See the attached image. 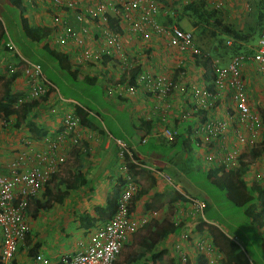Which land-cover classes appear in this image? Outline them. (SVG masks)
<instances>
[{
	"label": "crops",
	"instance_id": "0c3cea01",
	"mask_svg": "<svg viewBox=\"0 0 264 264\" xmlns=\"http://www.w3.org/2000/svg\"><path fill=\"white\" fill-rule=\"evenodd\" d=\"M19 1L23 9L27 5L32 9L33 18L29 19V24H40L41 26L51 22L50 13L42 6L39 2L40 0ZM175 1L181 0H169L172 5ZM217 1L221 4L220 7L223 6L221 11L223 10V17L226 20L239 17L248 20L249 12L247 7L251 5L249 0ZM156 2L159 5V13L156 16V20L160 24H165L167 19L169 22H173L165 15L167 8L163 7L162 3L159 4L157 0ZM166 25L171 24L167 23ZM232 25L238 28L234 23ZM2 30L0 23V31ZM130 37L128 33V36H125L123 40L125 46L134 50L133 53L135 54L136 66L131 70V73H134L135 70L140 72L149 69L162 73V75L167 77H175L181 68H185L186 75L178 81L179 84L195 83L199 85L201 83L200 73H202V65L199 63L198 58L194 61L193 56L188 53H182L175 48L168 47L163 36L154 37L146 43L139 41L137 37L131 39ZM1 49L2 45L0 43ZM10 64L14 65L12 62ZM110 64L109 62H104L103 70L99 76L95 77V82L99 78L106 82L108 88H112L114 97H110L107 102L118 104L117 106L126 112L127 115L124 118V122L129 123L136 131L142 134L140 142H134L133 137L125 139L120 136H114L97 125L94 119H90V115L86 114V119L92 123V127H89L91 134L88 133V130L81 131L80 142L74 145L70 142H61L57 155L63 160L57 164L56 171L31 200L26 210V221L29 225V231L16 251L15 262L17 264H33V258L38 253H41L49 262H57L64 255L79 251L82 248L81 244H87L92 232L108 220L110 216L105 217L107 216L105 215L107 213L106 197L111 193L115 184L122 182V174L117 171V167L119 163L122 164L125 161L120 159L114 139L124 140L132 150L134 157L138 158L141 163V167H138L136 178L134 179L138 184V188L132 197L131 210L134 218L146 217L144 225L139 226L132 235L127 237L128 240L124 243L121 253L114 264H143L146 261L151 263L149 258H153V254L162 249L167 250L170 259L172 258L173 260V264H179L177 260L178 253L174 250V241L177 240V236L182 229L192 226L189 225V222L193 221L186 215L189 209L188 204L183 202L179 192L188 194L185 193V189L180 188L176 184V181L186 176L185 174L188 175V171H194L193 166L188 163L189 157L185 158V154L190 152L193 144L197 148L196 157L204 159L200 168L205 173L209 168L217 166L212 159H208L210 153L213 154L216 149H208V152L204 153L207 151V147H205L207 141L213 140V142L208 143L215 144L216 140L209 135L199 133V131L196 134H190L196 124L198 113L195 111L196 106L191 104L190 99L178 90L180 87L164 99H158L153 96L149 88L140 90L135 97L119 94V88L116 85L118 82L110 78V74H112L109 70ZM194 64H196L195 67ZM17 72V77L7 88L5 80L9 78V73L4 74L0 70V85L3 86L1 98H4L5 89H8L10 93H17V95L27 92L26 77L22 70ZM241 72L245 79L247 92L252 96H250V105L256 106L263 103L262 107H264L262 98L257 96L259 88H254L258 78L264 79V70L256 72L255 64L246 62L243 64ZM79 75L88 76L84 73H79ZM44 78L46 77L44 76ZM49 82L54 88L51 91L48 90L47 94L33 107L32 111L19 120V126L16 127L14 125L17 117L15 114H11L7 118L8 127H5V129L0 127V167L3 171L18 156L23 157L21 162L24 168L32 166L34 165V154L47 150V144L43 138L46 135L53 136V131L59 124L60 116L64 111L63 108L66 107V104L56 99L57 97L53 93L54 90L57 92L55 85L51 81ZM124 83L122 82L120 85L124 87ZM50 106L55 109L54 112H49ZM228 112L231 114V108L226 110L224 105H220L216 109H209L207 114L212 117L227 118L229 116ZM0 114L3 119L2 108H0ZM161 114L165 115L163 122L159 120ZM92 116L94 117V115ZM134 120L138 121L135 126L133 124ZM28 122L34 124L36 130L32 131L27 124ZM158 123L172 126L178 133L183 134V139H189V141L193 139L195 142H184L180 138V146L184 155L181 156V151L176 154L173 148H170L168 156H163L157 148L166 142H160L159 136L155 135L160 132L161 125ZM190 123H193L192 128L189 125ZM82 126L88 128L87 125ZM230 138L228 137V139ZM142 139H144V142H141ZM149 139H154L155 142H147ZM219 141L221 142V139ZM147 143H150L149 149H144L143 146ZM167 143L170 146L174 145V142ZM196 143L201 144L200 147H197ZM141 145L143 146L140 148L139 146ZM262 157L264 155L250 163L249 172L245 175L248 185L253 179L257 180L258 178L260 180V178L264 177V171L259 175L256 170V164L259 165V169L264 170L262 169L264 168V158ZM147 167L155 168L167 174L171 182L179 187L177 188L179 191L170 188L160 176L149 171ZM250 168H253V170H250ZM201 201H203L205 207V200ZM98 207L101 208L102 212L97 211ZM152 211H156L157 215L152 216ZM164 220L170 221L173 226L180 227L177 231L169 233L155 246H148L149 243L146 238L149 237L150 232L158 228V225L164 223ZM202 220L208 224H217L219 226L215 219H210L212 220L210 223L205 220L204 214ZM176 221H179V223L176 224ZM99 223L100 225H97ZM182 224L184 226H181ZM203 230H205V227L201 229V234H205ZM260 230L263 231L264 235V226L259 227ZM207 238L211 241L210 237ZM188 245L187 242L181 241V247L186 246L188 249L186 252L190 264H198L196 257L190 252L191 250L189 251ZM213 250L208 255L210 260L213 259L210 264H223L224 258H222L215 247ZM248 260L250 261L249 258ZM161 261L162 259L159 260V262Z\"/></svg>",
	"mask_w": 264,
	"mask_h": 264
},
{
	"label": "built area",
	"instance_id": "2783aa9c",
	"mask_svg": "<svg viewBox=\"0 0 264 264\" xmlns=\"http://www.w3.org/2000/svg\"><path fill=\"white\" fill-rule=\"evenodd\" d=\"M39 2L50 13L51 20L49 24L41 25L49 28L43 43L67 55L72 70L95 78L102 72L104 62H109L112 64L109 70L113 74H110V78L117 82L120 76L125 75V86L116 84L117 88H121L119 94L132 97H135L140 90L149 88L153 96L164 99L180 87L178 90L190 99L193 106H196L195 111L206 110L205 118L197 116L196 124L190 134L193 135L199 131L215 140H217L216 137L223 140L231 134L235 141L233 148L227 150L223 159L216 164L235 167L242 154L238 151L237 145L247 143V135L242 127L248 128L252 133L253 127L260 120L259 114L255 113L253 106L250 105L251 97L247 92L241 71L246 62L254 63L257 72L264 70V31L252 54L234 56L225 66L212 67L209 71L202 68L199 85L178 83L186 75L185 68L178 71L177 78L167 77L148 69L137 72L134 80L129 81L131 70L136 66V62L134 50L126 47L123 40L128 33L131 36L130 39L137 37L139 41L145 43L154 37L163 36L168 47L191 56L196 55L193 56L196 61L202 53L193 43L191 31L176 25L160 24L156 20L159 13L156 0H40ZM210 4L216 9L221 5L217 0H210ZM110 19L113 22H110ZM37 25L40 26V24ZM4 46L22 62V72L28 85L27 92L22 98H18L15 104L43 97L48 90L51 91L54 88L44 78L39 65L32 64L20 56L10 39L6 40ZM14 67L13 69L16 68ZM12 71L17 70L10 72ZM53 93L56 99L72 109H64L59 124L54 129V133L52 132L53 136H44L47 150L34 154L32 166L24 168L21 162L23 157L18 156L5 171L0 167V264H17L16 251L29 231L26 210L31 200L56 171L57 164L63 160L57 155L61 142H70L74 145L80 142L81 131L88 130L91 134L90 128L80 123V115L76 107L82 110L81 106L77 104L71 106L68 103L69 100L59 96L55 90ZM109 93H112V88L105 90V94L109 95ZM225 101L231 106L226 105ZM262 101L264 102V91ZM223 104L225 109L232 108L227 118L208 116L209 109H216ZM83 110L85 116L90 115L85 109ZM54 111L55 109L50 106L49 112ZM159 120L163 122L165 115L161 114ZM159 131L155 135L166 140H172L177 133V130L170 125H161ZM114 142L120 159L125 161L121 164L122 184L112 214L104 224L92 232L87 244H81L82 248L79 251L64 255L57 262H49L41 253H38L33 258V264H114L124 243L128 240L127 237L146 222V217L134 218L131 210L132 197L137 191L138 184L132 179L129 167L131 164L141 167V163L134 159L132 150L124 140L114 139ZM141 142H144V139ZM208 159L213 158L210 156ZM147 169L160 176L170 188L179 191L167 174L155 168L147 167ZM179 193L183 202L188 204L189 209L186 215L194 223L202 220L203 201ZM151 215L155 216L157 212L152 211ZM178 223L179 221H176V224ZM188 230V227L182 229L177 240L174 241V250L178 253L179 264L187 262L181 241L191 245L196 254L206 256L207 263L210 264L213 259L210 260L208 257L211 254V246L206 233H198L192 242H189Z\"/></svg>",
	"mask_w": 264,
	"mask_h": 264
},
{
	"label": "rangeland",
	"instance_id": "374dc122",
	"mask_svg": "<svg viewBox=\"0 0 264 264\" xmlns=\"http://www.w3.org/2000/svg\"><path fill=\"white\" fill-rule=\"evenodd\" d=\"M157 1L159 2V4L162 3L163 7L167 8L165 15L167 16V18L173 20V23H171V25L177 24L181 28L191 31L193 43L201 51L202 55H206V57L208 58L207 64H210L211 68L218 67L219 65L225 66L226 64H228L232 57L237 55H244L245 50H250L252 52L259 38L261 37L262 32L264 31V25L262 26L256 24V0H249L251 5L247 7L249 12L248 20L239 17L237 19L228 18V21L225 19V17H223V10L221 11V8H223V6L216 9L218 10L217 17H220L223 23L230 25L234 23L238 27L236 28L237 30L242 31L245 34L252 33L251 38L245 42L234 40L229 36L223 34L222 30L214 25V22L211 21V18L207 20L206 24H204V22H199L197 23L198 27L194 28L192 26V20L197 19V17H188V13L184 14L183 7L188 5L190 2H193L197 6H201L204 3V6L210 9L213 8L210 4V0H181L175 1L173 5L170 4L169 0ZM30 18H33V14L32 9L28 5L23 9L10 3L8 0H0V23L5 33L4 39H10L16 51L28 62L39 65L42 74L55 85L58 95L62 98H65L66 100L69 99L68 103L71 104V106H74L76 104L80 105L82 110L85 109L90 114V119H94V122L97 125L105 129L106 131H109L114 136H120L125 139L133 137L134 142H140V137L142 134L136 131V129L133 128L129 123L124 122V118H126L127 115L126 112L121 110L117 106L118 104L107 102L108 99L110 97H114V95L112 93H109V95L105 94V90L108 88L105 81L97 78L96 82L90 85L81 80L80 76L72 78L65 70L61 69L56 60L51 57L45 49L41 47L43 43L42 41L35 42L25 36L21 24L25 19L29 22ZM237 47H240V52L235 53L233 49ZM0 51V70L2 73H10L11 70H22V62L13 52L3 48ZM11 62L14 65L10 64ZM13 66H15L16 68L13 69ZM242 78L244 79L243 74ZM257 80L258 81L255 82L256 86H253L254 88H259L257 96L262 98L264 91V79L258 78ZM120 89L121 88H119V90ZM2 90L3 86L0 85L1 103L5 101L4 98H1L3 95ZM12 94L14 93L12 92ZM262 104L263 103H261V105L252 107L255 113L259 114L260 116V120L258 121L257 125L253 127L254 132L250 133L248 128L242 127L243 132L247 135V143L245 145H237L238 151L240 153L246 152L252 146H256V148H259L258 144L264 138V122L263 118L261 117V114L264 113V107H262ZM63 109L71 110L72 108L68 106ZM92 115H94V117ZM115 121L117 122V124ZM137 122V120H134V126L137 124ZM8 123V121L6 122L1 118L0 114V127H2V129H5V127H8ZM189 125L192 127L193 123H190ZM228 137L231 138L228 139ZM219 138L220 137H216L217 140L215 144L208 143L213 142V140H211L207 141L205 145V147H207V151H205L204 153H207L208 149H216L213 154L210 153V156H212L213 158L212 161L215 163H218L220 160H222L227 150L233 148V145L235 143L231 134L227 135L224 140H221V142L218 140ZM159 141L166 142L165 144H161V146L157 148L163 156H168L167 154L170 148H173V151L176 152V154L181 151V156L184 155L181 146H170V144L167 143L173 142V140H165L163 137L159 136ZM147 142H155V140L149 139V141ZM142 146L143 145L139 147L141 148ZM149 146L150 143H147L143 146V148L149 149ZM196 149L197 148L193 144L191 145L190 152L188 154H185V158L189 157L188 163L193 166L194 171H188V175L185 174L186 176H184L183 178L177 179L176 184L179 185L180 188L185 189V193H187L189 196L195 197L199 200H205V207L203 210L205 220L210 223L212 221L210 219H215L219 226L217 224H210L216 226L217 228L225 232L228 237L233 239L235 243H237L244 251L246 256H248L251 264H264L263 231H259V226L250 223L243 216L241 208L233 206L229 201H227L223 191L216 189L210 182L206 180L205 172L200 168L202 165L201 162L204 159L196 157ZM262 155H264V152L262 153ZM253 161H256V159L251 160L249 163ZM256 166L258 167V169L256 167V170L257 172H259V175L262 174L261 172L264 170L259 169V165L256 164ZM250 170H253V168H250ZM117 171L120 174L123 173L120 163L117 167ZM255 177L257 178L256 175ZM97 225H100V223ZM189 225L192 226H188V233L190 235H193L192 233L196 232L195 228L197 224L196 222H189ZM185 248L187 247L185 246ZM167 258H170L168 253H166V255H163V262H157L153 258H149V261H151L152 264H163L164 262H166Z\"/></svg>",
	"mask_w": 264,
	"mask_h": 264
},
{
	"label": "trees",
	"instance_id": "16d2710c",
	"mask_svg": "<svg viewBox=\"0 0 264 264\" xmlns=\"http://www.w3.org/2000/svg\"><path fill=\"white\" fill-rule=\"evenodd\" d=\"M10 3L18 6L19 8H22L21 3L19 0H8ZM203 3L201 6H197L193 2H190L188 5L183 7L184 14L188 13V17L190 16H196L197 19L192 20V26L198 27L197 23H203L206 24L208 19H212L211 21L214 22V25L219 27L222 30V33L226 36H229L230 38L238 41H248L251 38L252 33L245 34L240 30H237L230 24L223 23L220 17H217L218 10L216 8H206ZM255 8H256V24L257 25H264V0H256L255 1ZM170 19V18H169ZM171 21H173L171 19ZM110 22H113L110 19ZM167 23H173L169 22L168 19L165 24ZM22 30L27 38H29L32 41L40 42L43 41L44 38L49 33V28L39 26L37 24H29L28 21L25 19L22 22ZM176 26H178L176 24ZM180 27V26H178ZM264 27V26H263ZM4 31H0V43L2 45L3 49H6L4 46V43L6 40L4 39ZM43 49H45L48 54L53 57L57 64L60 66L61 69L65 70L72 78H76L77 76H80L81 80L84 82L92 85L95 83V78L88 77L85 75H79L77 70H72L71 64L69 61V58L67 55L56 51L55 49L49 47L48 44L43 43L41 46ZM236 52H240V47L233 49ZM250 50H245L244 55L252 54ZM238 54V53H237ZM196 56V55H193ZM207 57L206 55H202L199 57L198 61L201 63L202 68L209 71L211 69V65L207 64ZM135 70L134 73H131L129 81L134 80L135 74H137ZM18 72L12 71L9 73V78L5 80V84L7 88L11 84V82L17 77ZM1 79V78H0ZM118 83L125 82V78L120 76L117 80ZM18 96V97H17ZM22 98V93L20 95L17 93L12 94L8 91V89H5L4 91V102H0V108H2L3 112V119L4 121H7V118L11 114H15L16 121L14 125L17 127L19 126L20 119H23L26 115H28L33 107L39 103L42 97L40 98H34L29 101H22L19 104H15V101L18 98ZM14 105V106H13ZM78 107H76L77 109ZM77 113L80 115V123L82 125H87L88 127H92V123L88 121L85 117V112H83L81 109H77ZM198 114L205 118V111L201 110L198 112ZM261 117L264 120V113L261 114ZM31 130H36V127L34 124L28 122L27 123ZM40 135V134H39ZM182 133H176L174 136L173 142L174 145L180 146V138H182ZM183 139V138H182ZM184 142H195V140L191 139H183ZM197 142V140H196ZM189 145V143H187ZM201 144L196 143L197 147H200ZM205 145V144H203ZM259 148L256 146H252L247 152H243L240 154L237 165L235 167H226L224 164H219L217 166L211 167L208 170H206L205 178L208 182H210L216 189L223 191L225 198L227 201H229L233 206L239 207L242 210L243 216L252 224L257 225L259 227L264 226V177L260 178V180H252L250 185L247 184V180L245 175L248 174L249 169V160H255L258 157L261 156V154L264 152V138L260 141L258 144ZM126 156V155H125ZM135 160H138V158H134ZM126 160L128 158L126 157ZM139 161V160H138ZM139 166L137 165H130V170L132 174V179H135L136 177V171ZM133 169V170H132ZM255 175V173H254ZM122 183H117L112 187V191L108 196L106 197V204H107V213L105 217H109L113 210L115 209L116 199L119 194V189ZM97 211L102 212L101 208H97ZM104 212V211H103ZM109 213V215H108ZM164 223H161L158 225V228H155L152 232H150L149 237L146 239L148 240L149 245L148 246H155L158 244L159 241L164 239L169 233L175 232L178 230L180 226H173L170 221L164 220ZM195 231L201 232V229L205 227V230L208 233V236L211 238L210 243V252L214 251V247L218 250L222 258H224L223 264H251L248 260L246 254L244 251L240 248V246L235 243L233 240H231L230 237H228L225 232L217 228L216 226L210 225L203 220H198L196 223ZM147 225V224H146ZM195 232V233H196ZM192 233L195 237L196 234ZM167 250H159L157 253L153 254V259L156 261H159L162 259L163 255H166ZM201 255H197L196 259L198 261V264H206L205 260H203ZM167 262L169 264H173L172 258H167ZM167 262L165 264H167ZM223 262V259H222ZM143 264H151L146 262H143Z\"/></svg>",
	"mask_w": 264,
	"mask_h": 264
},
{
	"label": "clouds",
	"instance_id": "9594fccd",
	"mask_svg": "<svg viewBox=\"0 0 264 264\" xmlns=\"http://www.w3.org/2000/svg\"><path fill=\"white\" fill-rule=\"evenodd\" d=\"M225 103H226V105H229V106H231V104H229L227 101H225ZM228 103V104H227ZM224 105V104H223ZM226 110H230V107L229 108H227ZM199 111H201V110H199ZM203 111H205L206 112V110H203ZM231 112H232V108H231ZM198 113V112H197ZM228 114H229V112H228ZM199 115V114H198ZM174 139V138H173ZM172 139V140H173ZM166 140V139H165ZM171 140V141H172ZM249 150V149H248ZM247 150V151H248ZM246 151V152H247ZM245 153V152H244ZM217 165V164H216ZM237 165V164H236ZM235 165V166H236ZM250 166V163H249V165H248V167ZM121 182V181H120ZM175 185V184H174ZM189 196V195H188ZM190 197H192V196H190ZM195 198V197H194ZM198 222V221H197ZM196 222V223H197ZM204 232L206 233V236L207 237H209L208 236V233H207V231L206 230H204ZM198 233H201V232H198ZM197 232L195 233L196 234V236H197V234H198ZM191 236H194V235H190L189 234V237H188V240H189V242H192V240L196 237H191ZM210 243H211V241H210ZM188 248H189V251L191 250V252L193 253V255L196 257L197 255H201L200 257L203 259V260H205V262L207 263V258H206V256H204L203 254H196L195 252H194V250H193V248L191 247V245H188ZM184 249V251H185V254H186V257H187V262H186V264H190V262H189V260H188V255H187V252H186V250H188L187 248H183ZM218 251V250H217ZM157 262H159V261H157ZM174 262H175V260H174ZM152 263V262H151Z\"/></svg>",
	"mask_w": 264,
	"mask_h": 264
}]
</instances>
